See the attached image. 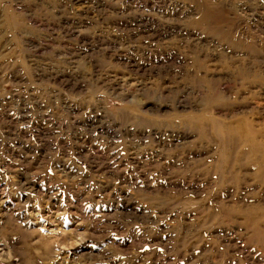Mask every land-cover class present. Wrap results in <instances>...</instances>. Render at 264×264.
Returning a JSON list of instances; mask_svg holds the SVG:
<instances>
[{
  "label": "rangeland",
  "instance_id": "rangeland-1",
  "mask_svg": "<svg viewBox=\"0 0 264 264\" xmlns=\"http://www.w3.org/2000/svg\"><path fill=\"white\" fill-rule=\"evenodd\" d=\"M0 264H264V0H0Z\"/></svg>",
  "mask_w": 264,
  "mask_h": 264
}]
</instances>
